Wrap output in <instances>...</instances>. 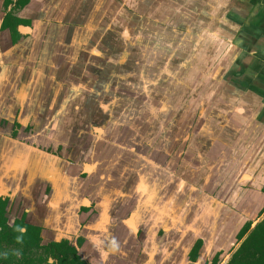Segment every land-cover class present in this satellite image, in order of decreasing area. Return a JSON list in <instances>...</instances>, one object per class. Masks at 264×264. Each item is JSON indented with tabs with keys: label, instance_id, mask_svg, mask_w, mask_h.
Segmentation results:
<instances>
[{
	"label": "crops",
	"instance_id": "0c3cea01",
	"mask_svg": "<svg viewBox=\"0 0 264 264\" xmlns=\"http://www.w3.org/2000/svg\"><path fill=\"white\" fill-rule=\"evenodd\" d=\"M3 2L0 0V120L4 125H0V143L9 141L11 148L0 146L1 186L20 194L30 190L33 193L27 197L32 204L55 205L57 223L64 224L69 231H74L80 222L88 225L93 216L96 219L91 228L95 232L86 234L90 239L106 241L107 237H98L100 232L96 230L107 227L114 238L122 231L132 242L140 236L138 243L144 255H170L172 264H182L197 240L203 242V250L209 253L211 246H230L238 229L249 221L238 209L243 196L247 199L243 204L247 205L244 207L246 215L251 216V226L262 217L264 0H28L23 6H14L10 15L17 22L16 31L12 26L3 27L6 11L13 8L9 5L5 10ZM103 4L109 20L117 13L114 7L119 6L117 22L122 25V30L117 26L108 28L112 34L105 43L97 42L95 35L96 15L101 13ZM145 14L159 21L157 26L146 27ZM129 20L136 21L128 23ZM65 21L68 25L63 24ZM165 21L168 25H163ZM224 21L231 22V27ZM119 30L117 36L115 31ZM166 31L169 34H164ZM129 32H134L131 39L139 47L166 54L164 60L157 57L161 66H155L166 77L153 78L152 86H168L171 92L162 99L144 93L146 99L139 101L158 102L151 107L156 106L160 112L167 110L166 124L161 127L167 126V140L152 146L153 152L159 150L157 154L163 152V156L155 157L152 153L151 157L137 156L128 162L123 154L114 157L116 145L103 140L107 145L102 153L104 159L113 157L112 165L120 172L114 168L109 174L95 173L97 164L89 172L85 167L89 169L94 161L86 159L89 151L82 154L79 149L98 141L94 128L109 125L106 135L115 139L122 130L117 131L115 121V125L108 124L111 119L97 123L90 116L92 119L84 124L82 116L90 110L94 114L98 107L102 110L99 117H120L124 110L113 112L111 104L115 100L126 101L130 95L117 87L124 76H131L126 66L118 64L123 70L114 81L115 73H110L114 66L102 62L100 68L94 59L96 45L106 46L107 50L118 46L127 49ZM148 34L157 41L179 39L175 46L160 49L162 46L148 42ZM223 38L231 43L230 49H224L222 44L228 41L223 42ZM77 44L85 49L80 54L75 52ZM43 47L55 48L56 53L62 49L63 55L56 58ZM194 48L195 54L186 60L185 56ZM209 53L212 57L206 56ZM177 55L183 59L173 61ZM171 64H176L178 71L183 68L181 76L177 77V72L168 67ZM106 67L109 74L99 76ZM97 77H102L106 84L104 95L98 98L94 88ZM178 98L184 105H177ZM90 100L93 104L88 106L86 102ZM50 102L56 104L51 107ZM179 114L183 118L176 123ZM72 117L76 119L73 121ZM155 118L146 124L147 132L158 122ZM14 120L20 124L18 131L34 125L27 138L12 137ZM80 120L82 124H78ZM83 124L85 127L81 128ZM127 127L123 137L133 142L127 149L146 147L147 142H140L144 141L143 136L138 134L137 141L133 140L135 132ZM181 130L182 139L177 136ZM67 143L74 147H65ZM74 152L78 155L74 156ZM135 167L141 172L131 173ZM86 173L95 174L92 181L83 183L88 196L82 195L78 186L81 175ZM113 181L114 188H110ZM128 193L137 198L130 209ZM226 193L232 196L231 202L218 199ZM100 194L102 200H98ZM36 196L39 200L32 201ZM91 204L93 209L77 215L80 207ZM47 217L38 216L36 223L30 222L39 224Z\"/></svg>",
	"mask_w": 264,
	"mask_h": 264
},
{
	"label": "rangeland",
	"instance_id": "374dc122",
	"mask_svg": "<svg viewBox=\"0 0 264 264\" xmlns=\"http://www.w3.org/2000/svg\"><path fill=\"white\" fill-rule=\"evenodd\" d=\"M106 8L107 7L106 6L104 7V4H103L102 5L101 13H99V14L96 15V27H97V30L95 32L96 41L97 42L99 41L101 43H105L104 41H106V40L109 39L108 38L109 37V33H111V32H110V30H108V28H110V27H113L114 28L115 26H117V27H119L121 29V26H122L120 24V22H117L119 20V18H120L119 17L120 16V8H119V6L117 7V9L114 7L113 10L117 11V13L114 14V15H112L111 20H109L110 19V16H108L105 13ZM118 8H119V10H118ZM143 17L146 18L144 20V23H145V26L146 27H155V26H157V24L159 22V21L153 20V18L149 14L143 15ZM132 21L135 22L136 20H132ZM132 21L129 20L127 22L128 23H131ZM88 23H90V22H88ZM162 23H163V25H168V21H165V22H162ZM224 23L227 26L231 27V22L224 21ZM63 24L68 25V21H65ZM115 33H117L116 35L119 36L120 30L118 32L115 31ZM151 33H152V29H151ZM164 34H169V33H168V31H166V32H164ZM148 36L150 37V38L147 37V39H150V41H148L149 43H152L153 42L154 44L153 43L152 44L154 46L155 45H159L160 47L162 46V48H171L172 46H175L177 44V40L179 39V38H177L176 40L175 39L174 40L171 39V40H168V41L161 40L162 41L161 42V41L155 40L154 37L152 38V34H148ZM225 41H228V40L227 39H224L223 42H225ZM128 43H129V46H128L127 49L125 48V49L122 50V49L116 48V49H114V51H112L111 49L107 50V47L106 46H103V48H101V47H99V45H96V49L95 50L97 52V55H95V58L94 59L96 60V62L97 61L98 62H103V63L108 62L109 65H111V66L113 65L114 66L112 68V70L110 71V73H115L112 76V78H113L114 81L117 80L116 77L119 76V75H121L120 73L123 70L120 67H117L118 66V63H116L115 60H114V58H113L114 57L113 56L114 53L115 54H118L120 56V60L122 59V57H125V53H127L128 59L130 60V62L129 61L127 62V67H128V65L130 66V64H131V66L134 67V69H131V68L128 67L129 70H130L129 72L133 73V76L131 78V81L132 82H131V85L129 87V90L131 91L130 92V95H128V99H126V102L125 101H119V102L117 101V103H119L117 105V108L119 110H124V114H122L120 117H115V116L112 117V120L115 121L116 123H118V125H117V127H118L117 131L118 132H120V130H122V131L119 134V136H118L117 139H115L116 137H114V136L111 137V139H112V146H115L116 145L115 149L113 150L114 157H117V155H119V154L120 155L123 154L126 157L127 161L130 162L131 159H134L137 156L151 157L152 156V153H153V155L155 157L156 156H163V152H160L161 154H157V152L159 150H156L155 149V151L153 152L152 146H154L156 142L162 143V141H166L167 140V136H168V133L166 132L167 126L165 125V126H163V128H161L162 127V122L164 120V117H162L160 115L161 116V123H160V121H158L157 123H154L152 131L150 130L149 132H147V129H146L147 128L146 124H148L150 122V120H152L153 117L155 118L156 116H159L160 111L156 110V106H154V108L151 107L153 105H156V103L149 101L150 102V106H149V110H148L149 111L148 112V116H141L140 117V115H139L138 116V120H135L136 119V116H134V115H135V110L138 108L137 105H139V102L138 101H141L142 99L143 100L146 99V98L144 99L145 96L142 95V94L148 93L150 96L151 95H153V96L159 95L160 98L162 99V98L166 97V95L169 92H171V90L169 89L170 87H168V86L156 88V87L152 86V84H150L149 81H147V83H144L141 79L138 78V75H140V70H141L142 66H144V68L147 69V72H148V68L150 67L149 70H153V72H154V74H150V75H155L156 74L155 66L157 64V61H159V60H156L157 57L164 60V58L166 57V54L161 52V53H159L157 55H154L153 53L150 52L149 49H147V50L141 49V47H139L138 45H136V43H133V45H132V39H130V38H128ZM235 43H237V41H235ZM246 44L248 45V44H250V42H246ZM222 45H223V47H224L225 50H228V49H230L231 43L228 41V42H225ZM74 48H75V52L77 51L76 54L77 53L80 54L81 52H83L85 50L79 44H77ZM36 50H38V47L37 46H36ZM42 50L48 51L51 54V56H53V53H54L56 58H59L60 56L63 55V50L62 49L60 51H58L57 53H56L55 48H52V47L47 48V49H45L43 47ZM195 51H196V48H194L192 52L187 53V55L185 56V59L189 61L190 56L191 55L193 56L195 54ZM65 54H66V52L64 50V55ZM203 54H205V53H201V56H203ZM220 55H221V53H220ZM229 55H230V53H229ZM119 56L117 57L118 60H119ZM206 56L212 57V54L209 53ZM177 58L183 59L182 56H178L177 55V56H173V61L174 60H177ZM184 61L185 60H183L182 62H184ZM135 63H137V65H135ZM122 66H124V65L122 64ZM168 67L170 69H172L173 71L177 72L176 73V76L177 77L182 75L183 68H181V70L178 71V67H177L176 64L174 65V67L172 66V64L171 65H168ZM96 68H95V70H96ZM165 69L168 70V68H165ZM101 71H102V73L100 74L101 76H104L106 74H109V68L108 67H106L105 69H103ZM99 72L100 71L97 68L96 74H99ZM143 74L146 75V71H144ZM158 76H160V77H166V75L164 76L162 74V72H159L158 73ZM118 88L121 89V90L123 89V88H120V87H118ZM178 88H180V87H178ZM178 88L176 89V92L179 91ZM171 89L173 90V87H171ZM90 98L93 99V94H90ZM156 99H158V97H156ZM176 102H177V105L179 107L182 106V105H184L181 98H178L176 100ZM50 103H51V107L56 104V102H50ZM86 104H88V106H91V104H93V101L90 100V101L86 102ZM51 107H49V111H50V108ZM38 114H40V113H38ZM92 115H93L92 110H90V112L84 114V116L82 118V120H84V123ZM71 119L74 121L76 118L72 117ZM66 120H67V118H66ZM96 121H97V123H99L100 120H96ZM166 121H167V117H166ZM166 121H164L163 124L164 123L166 124ZM2 124L4 125L3 121L0 120V125H2ZM78 124H82V121L80 120L78 122ZM111 124L112 125H115L114 122L113 123L111 122ZM126 124L131 127L130 129L132 130L131 131L132 133L135 132V134L133 135V140H136L137 141L136 137H137L138 134H140L141 136H143V140H144V141H140V142H142V143L147 142L148 143L146 147H144V146L137 147V149L135 151L130 150V148L127 149V146L128 145H133V142L131 140L127 141L126 138L123 137L124 134H125V132L128 130L126 128V126H127ZM83 126H84V124L81 125V128H83ZM33 127H34V125L32 124V127L31 126H28L24 130H22V131L15 130L16 133L13 134V135L11 133V135H12V137H16V136H18V137H26L27 136L28 137L29 136L28 135L29 134L28 133V130H31L32 131L33 130ZM103 130L105 131V134H103L104 131L103 132H100V133H97V131L95 132V135L94 136L96 137V139H98L97 142H94L93 144H89V146H86V147H84L82 149H79V151L82 154H83L84 151H89V154L88 155H90V156H88L86 159L87 160L88 159L89 160H93L94 162L96 161V162L99 163L97 165V167L95 168V170H94L95 173H97L98 171H100L102 173H105L106 170H107V174H108V173L113 172L114 168H116V170H115L116 172H120L119 169L115 165H112L111 166L112 167L111 168V171L109 170V167L110 166H107V165H109V163L107 165H105L107 163V160L104 159L105 157L103 156L102 153L103 152H106L107 145L103 142V140H106V141L108 140V136L106 135V133L109 131V125H105V128H103ZM84 136H85V134L82 133V137H84ZM177 136L182 139L183 136H184L183 135V131H181V133H178ZM9 137H10V134H9ZM149 143H151V144H149ZM67 144L68 145L65 146L67 148L74 147L73 144H71V143L70 144L67 143ZM1 145H3V148H5L6 150L8 148H11V145H9V141L7 143H4V144L0 143V146ZM61 146L63 147V145H61ZM69 150L70 149H66V151H69ZM93 151H94V153H93ZM109 151H111V149ZM99 152H100V156H99ZM73 155L76 156V155H78V153L77 152H74ZM164 156H166V153H165ZM89 157H91V158H89ZM102 157L104 159V163L101 164L100 162H101ZM101 165H104V167L101 166ZM164 166H165V168H168V166H167L166 163L164 164ZM105 168H106V170L104 172V169ZM130 171H131V173L141 172L139 167H135L133 170H130ZM91 178L94 179L95 178V174H92V173L87 174L86 173V174H82L81 175V178L79 180V181H81V183L80 184L78 183V186L81 187L80 188V190H81L80 192H81L82 195L88 196L89 192L87 191V189L84 188V186L86 185L85 183H88L89 181H92ZM76 183L73 185V187H76ZM109 186H110V188H114V181H113V184H110ZM89 187L92 188L93 187L92 184H90ZM49 192H50V187H49L48 193ZM32 193L33 192H31L30 190H25V191H23V193H21L23 195H21L20 193H18V195H14L15 203H18V204H20L22 206V207L19 206V208H21L20 211H22V210L28 211L27 212V220L28 221H31L33 223H36V219L38 218V216H44V215L46 216L47 215L48 217L47 218H43L42 220H46L48 222V226L46 228V235L45 236L48 237L49 239L58 238L59 236H61L60 234H61L62 231H69L68 229H66L67 227L64 224H62V223H59L58 224L57 223L58 212H55V205L54 206H51V207L50 206L49 207H46V206H40L38 203H36V205L35 204H32V202L30 201V198L27 197V196H29ZM19 194L21 196H19ZM128 194H130V197H131L130 198L131 202L129 204V209H130V207L134 206V204L137 202V198H136V195L134 193H128ZM101 196H102L101 194L98 195V200H102L103 199ZM231 198H232V196L231 195H228V193L224 194L223 197L222 196L218 197V199H222L223 201H226V202L227 201L228 202H231L232 201ZM31 200L34 201V202H36V201L39 200V198L36 196V197H32ZM239 202H240V199H239L238 203ZM243 202L247 203V199H246L245 196H243L242 202L239 203V208L238 209H240V214L244 215L243 218H245L247 220H251V216H247L246 215V213H247L246 210H245L246 207H244V206H247V205L246 204H243ZM54 203H55V201H54ZM235 207H238V206L235 205ZM42 209H43V211H42ZM41 211H42L43 214L42 215H39V213H41ZM14 212H15L14 214H16V215L19 214V210L17 208L15 209ZM95 219H94L93 216L90 217L89 224L88 225H85V227H84V233L85 234H89L90 232H92V233L95 232L94 229L91 228V226H92V220H95ZM112 219L113 218L111 217V220ZM115 222L112 221V223H115ZM39 224H40V222H39ZM56 224L57 225H62L61 227H59L60 229H57L55 227ZM51 225H53L52 226V231H50V229H49V228H51ZM110 227L113 230V224H110ZM224 231H228V230H224ZM96 232H100V234H102L103 236L107 237L108 240L112 241V246H114L115 249H116V245L124 237H126V241L127 242L128 241L130 243L132 242L131 239H130V236H127L126 234L123 235V231L121 232V234L119 232L117 238H114L113 237V234L111 232H109V228L108 227L107 228L97 229ZM126 232H128L129 235L131 233L128 230ZM139 238H140V236H139ZM139 238H138V240H136V242H139L140 241ZM92 241H94V238H93ZM133 242H135V241H133ZM100 243H101L100 240L97 241V243H96V245L98 246V248L100 247V249H97V251H95V252L94 251L91 252V254L94 253V260L93 259L91 260L90 258L89 259L93 262V264H117L118 263V259H117L118 258V254L117 255H114V253H112V254H110V253L108 254L107 253V255L105 256V258H102L101 257V253H103L104 249L102 248L103 246H100L99 245ZM92 248H94V247L92 246ZM211 249L213 250V246H211ZM132 261H135V260L132 259L130 262H132Z\"/></svg>",
	"mask_w": 264,
	"mask_h": 264
},
{
	"label": "flooded vegetation",
	"instance_id": "af4514ba",
	"mask_svg": "<svg viewBox=\"0 0 264 264\" xmlns=\"http://www.w3.org/2000/svg\"><path fill=\"white\" fill-rule=\"evenodd\" d=\"M19 126L20 124L14 120L13 124L11 125L12 135L16 133L15 130L20 128ZM49 187L50 186L47 185L46 192H48ZM1 190H3L4 193H1ZM14 195H18V193L10 188L1 186L0 184V197L7 200L4 212V217L6 218L7 224L11 225L16 219H22L25 224H29L38 228V240L36 243L39 246H32L29 252V255L35 261L32 264H37V260H41V262L38 264H93L91 260H94V253L91 254V252L97 251V249H100V247L98 248L96 245L97 241H95V243L84 233V227L86 225L85 222L78 223L74 231H62L60 234L61 236L58 238L49 239L45 236L48 222L43 220L40 224H33L28 221V211H20L21 208H19V206L21 205L15 203ZM21 195L19 194V196ZM16 208L19 210V214L17 215L14 214ZM93 208V204L90 206H82L79 208L77 215L81 214L82 212H88ZM93 212L94 210L90 213L89 217ZM262 214H259L258 216L260 217ZM131 217L132 214L129 216V218ZM251 225V220L245 222L241 228L238 229L230 246L226 244L223 246H217V248L215 246L210 253L204 251L202 247L203 242L201 240H197L192 245L187 255V259L182 261V264H242L240 261L245 262L243 260H251V264L257 263L258 260H256V257L253 256L252 253H247L244 251L239 252V250L241 245L244 244L250 237L251 252L254 250L253 246L258 245L257 241L261 239V233H264V214L254 226ZM52 226L53 225H51V228H49L50 231H52ZM61 226L62 225H58L57 228ZM22 231H25V228H22ZM100 241L101 243L99 245L103 246L102 248L104 249V251L102 250L103 253H101V257L105 258L107 253H114V255L118 254L117 264H172V261L174 262V260H169L171 257L170 255H144L142 249L140 248L141 245L138 242H127L126 237H124L120 243L117 244L118 247H116V249L114 246H112V241L108 239L106 241ZM21 246L23 245L19 243L18 247ZM92 246L94 248H92ZM204 248H207V246ZM132 259L135 261L130 262Z\"/></svg>",
	"mask_w": 264,
	"mask_h": 264
},
{
	"label": "trees",
	"instance_id": "16d2710c",
	"mask_svg": "<svg viewBox=\"0 0 264 264\" xmlns=\"http://www.w3.org/2000/svg\"><path fill=\"white\" fill-rule=\"evenodd\" d=\"M28 0H4L3 5L5 10L9 5H13L10 11H6L3 27L12 26L15 30V25L17 24L11 18L12 10L16 7L23 6ZM15 6V8H14ZM16 31V30H15ZM6 199L0 197V264H32L34 259L29 255V252L33 247L37 245L38 240V228L29 224H25L22 219H16L11 225L7 224L6 218L4 217ZM25 228V231H22ZM264 232V231H263ZM261 239L257 241L258 245L253 246V251L251 252V237L241 245L239 252L252 253L256 257L257 263L264 264V233H261ZM259 236V237H260ZM22 244L23 246L18 247ZM240 261L242 264H251V260ZM41 260H37V264Z\"/></svg>",
	"mask_w": 264,
	"mask_h": 264
},
{
	"label": "water",
	"instance_id": "95a60500",
	"mask_svg": "<svg viewBox=\"0 0 264 264\" xmlns=\"http://www.w3.org/2000/svg\"><path fill=\"white\" fill-rule=\"evenodd\" d=\"M22 30H24L23 28H21ZM129 34V36H128V38H130L131 39V35L132 34H134V32H132V33H128ZM133 43H135V42H132V45H133ZM108 45H110L109 43H108ZM128 46H129V44H128ZM128 46H127V48H128ZM140 47H141V49H144L143 48V46L142 45H140ZM117 48H119V49H122L123 50V48H120L119 46L117 47ZM110 49H112V47H110ZM160 49H163V48H160ZM150 50V52L151 53H153L154 55H156L157 53H158V51L157 50H154V49H149ZM112 51H114V49H112ZM113 58H114V60H115V62L116 63H123V65H124V67L126 66V68H125V70H128V71H130L129 70V68H131V69H134V67L133 66H131V64H130V66L128 65V67H127V62L129 61L130 62V60L128 59V56H127V53H125V57H122V59L120 60V56L118 55V54H113ZM119 56V60H118V57ZM124 60V61H123ZM111 62V61H110ZM113 62V61H112ZM114 62V63H115ZM96 63H99V65H100V68L102 67V62H96ZM133 63V62H132ZM156 66H161V64H156ZM165 68H167V65H165ZM143 69V70H142ZM150 69V67L148 68V72H147V69H145L144 68V66H142V68H141V70H140V75H138V78L139 79H141L144 83H147V81H149L150 82V84H153L152 82H153V78H156L157 76H158V71H157V69H156V67H155V70H156V74L155 75H150V74H154V72H153V70H149ZM144 72V71H146V75H144L143 73H141V72ZM167 72H168V70H166ZM130 74H131V76L129 75V77H125L124 76V81H122L121 82V84L120 85H118L117 87H120V88H123L122 90H127L128 91V93L129 92H131L130 90H129V87H130V85H131V78H132V76H133V73H131L130 72ZM168 74V73H167ZM99 76H101V75H99ZM94 88H95V90H96V92H98L97 93V98L98 97H100V95H104V91H105V89H106V84H105V82L103 81V79H102V77H97V79H96V84H95V86H94ZM122 101V100H121ZM123 101H125V100H123ZM119 102V101H118ZM126 102V101H125ZM139 102V101H138ZM159 102H162V101H159ZM158 103V102H157ZM156 103V104H157ZM119 103H117V101L115 100V101H113L112 102V104H111V108H112V111L113 112H116V111H120L118 108H117V105H118ZM122 104V103H121ZM175 104H176V102H175ZM149 106H150V102H139V105H137V109L135 110V115L134 116H136V119L135 120H138V116L140 115V117L141 116H148V110H149ZM172 107H174V106H172ZM168 109V108H167ZM100 111H102V110H99V108L97 107V111H95L94 112V114L91 116V117H93V118H96L97 120H103V121H105L106 122V119H107V121L108 120H110L111 119V122L113 123V120H112V117L111 118H109V116H106V118H104V117H99L102 113H100ZM167 113V110L165 111V112H160L159 113V116H158V118H155V120H157V121H160V123H161V116L162 117H164V120H163V122L166 120V116H165V114ZM161 115V116H160ZM133 116V117H134ZM91 117H89L88 118V120H90V118ZM99 117V118H98ZM82 118H83V116H82ZM147 118V117H146ZM145 118V119H146ZM180 118H183V115H178L177 117H176V123H177V121H178V119H180ZM92 119V118H91ZM144 119V120H145ZM87 120V121H88ZM87 121L84 123V124H86L87 123ZM152 120H150V122H151ZM163 122H162V124H163ZM108 124H111L110 122H107ZM129 126V125H128ZM126 128L128 129V127L126 126ZM131 128V127H130ZM94 130L95 131H97V133H100V132H103L104 130H103V128L102 127H95L94 128ZM129 130V129H128ZM182 131V130H181ZM180 131V132H181ZM178 133H179V131H177V135H178ZM108 142H112V140H111V138H109L108 137V140H107ZM110 156V155H109ZM109 156H106V157H108L109 158ZM112 160H113V158H111L110 160L109 159H107V163L105 164V165H107L108 163H109V165H107V166H110L109 167V170L111 171V166H112ZM98 165L99 163L98 162H94L93 164H91L89 167V169H87V167H85L86 168V170L87 171H89L90 172V170H92V169H94L95 168V165ZM101 166H103L104 167V165H101ZM105 170H106V168L104 169V172H105ZM105 173H107V170H106V172ZM105 173H103V174H105ZM109 174V173H108ZM3 189V188H2ZM4 190V189H3ZM3 190H1V193H4V191ZM85 202V201H84ZM131 226L133 227V224H131ZM101 236H103L102 234H100V235H98V237H101Z\"/></svg>",
	"mask_w": 264,
	"mask_h": 264
}]
</instances>
